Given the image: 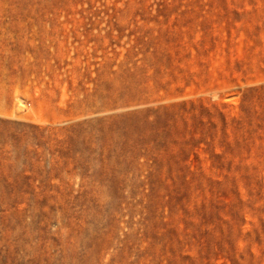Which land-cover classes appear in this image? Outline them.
<instances>
[{
  "label": "rangeland",
  "instance_id": "rangeland-1",
  "mask_svg": "<svg viewBox=\"0 0 264 264\" xmlns=\"http://www.w3.org/2000/svg\"><path fill=\"white\" fill-rule=\"evenodd\" d=\"M0 264H264V0H0Z\"/></svg>",
  "mask_w": 264,
  "mask_h": 264
}]
</instances>
